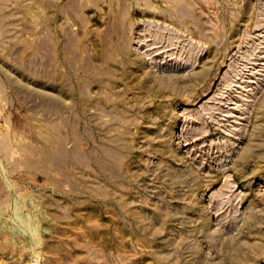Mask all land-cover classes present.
<instances>
[{"label":"rangeland","instance_id":"374dc122","mask_svg":"<svg viewBox=\"0 0 264 264\" xmlns=\"http://www.w3.org/2000/svg\"><path fill=\"white\" fill-rule=\"evenodd\" d=\"M0 264H264V0H0Z\"/></svg>","mask_w":264,"mask_h":264},{"label":"bare ground","instance_id":"6f19581e","mask_svg":"<svg viewBox=\"0 0 264 264\" xmlns=\"http://www.w3.org/2000/svg\"><path fill=\"white\" fill-rule=\"evenodd\" d=\"M179 2H180V1H179ZM185 9H186V7H185ZM187 9H188V8H187ZM188 10H189V9H188ZM187 12H188V11H187ZM187 12H186V13H187ZM184 13H185V12H184ZM188 13H189V12H188ZM65 141H67V140H65ZM60 142L62 143V141H60ZM64 144H65V143H64ZM64 144H63V145H64ZM64 146H65V145H64ZM66 148H67V146H66ZM63 150H64V149H63Z\"/></svg>","mask_w":264,"mask_h":264}]
</instances>
